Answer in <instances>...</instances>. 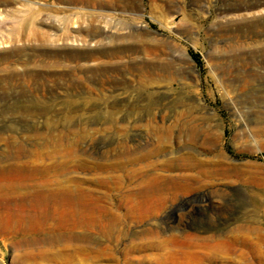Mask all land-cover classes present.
I'll list each match as a JSON object with an SVG mask.
<instances>
[{
    "label": "rangeland",
    "instance_id": "374dc122",
    "mask_svg": "<svg viewBox=\"0 0 264 264\" xmlns=\"http://www.w3.org/2000/svg\"><path fill=\"white\" fill-rule=\"evenodd\" d=\"M22 1L46 4L30 22L49 33L46 41L8 37L23 16ZM57 3L70 8L56 10ZM73 5L0 0V90H34L27 103L0 93V149L8 141L15 143L9 150L27 152L64 143L87 159L88 148L93 156L106 148L103 161H123L112 170L123 174L145 163L132 161L125 147L162 143L170 148L152 159L193 153L230 176L205 177L156 214L110 234L94 232L93 241L76 222L82 208L58 203L46 214L42 206L36 231L23 239L0 234V264H186L164 256L172 241L165 249L141 246L157 239L141 231L148 226L164 237L221 239L198 248V264H264V0H117L88 11ZM67 14L72 21L65 25L59 18ZM66 79L73 83L53 86ZM151 121L168 125L170 138L160 141ZM192 125L202 130L195 140ZM92 173L68 175L89 185ZM105 199L108 220L124 213L116 191Z\"/></svg>",
    "mask_w": 264,
    "mask_h": 264
},
{
    "label": "bare ground",
    "instance_id": "6f19581e",
    "mask_svg": "<svg viewBox=\"0 0 264 264\" xmlns=\"http://www.w3.org/2000/svg\"><path fill=\"white\" fill-rule=\"evenodd\" d=\"M28 1L32 2L33 0ZM61 1L74 3L71 7H78L85 11L87 10L86 7H105L117 3V0ZM21 3L25 5L23 16L22 18L19 17V23L15 24V22L14 25L12 24L8 37L12 40L21 37L28 38V40L46 41L49 35L47 31L30 26V22L35 21L37 12L46 4L43 2L30 4L23 1ZM59 4H53L52 6H55L56 10L60 7L70 8L69 4ZM96 15L90 13L87 18L93 21L97 19ZM76 18H83V16L79 15ZM59 20L65 25L72 21L71 16L68 14L60 16ZM73 21L75 22V20ZM64 35H66V32ZM23 50L24 47L16 48L12 51L22 52ZM71 83L73 82L70 79H66L63 82H55L53 86L67 87V84ZM53 86L47 87L52 88ZM32 91L34 90L24 86L19 90H12L10 86L4 87L0 90V93L6 97V100L12 97L16 103H27L31 99L26 93H32ZM4 97L3 99H5ZM150 124H152L150 129L152 132L154 131L153 133L160 141L170 138L172 133L168 125L164 123L158 124L155 121H151ZM187 130L189 138L192 140H195L199 132L202 131L196 125L187 127ZM1 139L2 136H0ZM62 142H64L63 139ZM11 144L15 145L14 142L8 141V148L0 149V234L12 233L22 239L28 233L36 231V224L41 215L42 206H45L46 214L47 212L50 214L53 207L58 203L72 204L79 209L82 208L84 218H79L76 222L77 224H83L82 227L86 231L85 237H82L91 241L94 232L102 234L109 232L106 234H110L123 224L124 227L128 222H137L149 215L156 214L168 200L176 196L177 192L189 191L194 186L202 183L205 177L213 178V176L219 175L224 178L230 176L228 168L212 169L204 167L208 164V161L199 158L193 153H184L176 157L160 160L152 159L160 152L170 148L168 144L162 143L153 147H148L149 145H139L135 148L132 146L125 147L127 152H134L135 156L132 161L144 160L145 163L138 168H129L123 174L112 171L115 168H121L124 164L123 161L119 159L111 163L103 161L108 157L106 148H103L99 155L95 156L92 155L88 148L86 155L92 158L86 159L81 154L74 153L69 145L64 143H58L59 145L52 150L30 152H27L22 146L17 150H9ZM215 163L219 162L216 161ZM84 168L93 171V176L87 178L90 181L89 185L88 183L87 185L84 184V181H81L82 178L79 180L76 176L70 177L68 175V173L77 172L79 169ZM105 172L112 173L105 174ZM103 188L105 189L103 190ZM113 191H116L119 200L118 204L120 206L124 205L125 211L117 217L109 216L108 220L106 217L108 208L103 204V201L106 200V197L109 198ZM122 217L125 218V221L121 220ZM149 224L153 225L152 222H149ZM141 231L149 232L151 234L150 237L154 236V234L157 237V239L151 238L142 242L141 246L163 248L172 241L174 247L164 253V256L174 255L179 260L185 259L186 264L199 263L202 258L198 249L200 246L211 240L216 241L215 243L223 242L221 239L213 238L215 236L212 235H199L191 232L164 237L161 236L156 227L152 226L142 228ZM18 243L22 244L21 239Z\"/></svg>",
    "mask_w": 264,
    "mask_h": 264
}]
</instances>
